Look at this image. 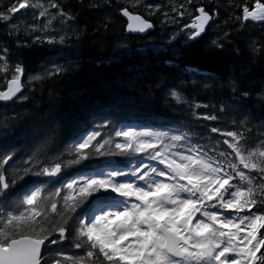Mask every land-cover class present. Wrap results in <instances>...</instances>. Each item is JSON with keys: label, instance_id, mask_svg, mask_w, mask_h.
<instances>
[{"label": "trees", "instance_id": "trees-1", "mask_svg": "<svg viewBox=\"0 0 264 264\" xmlns=\"http://www.w3.org/2000/svg\"><path fill=\"white\" fill-rule=\"evenodd\" d=\"M109 1L55 0L75 16L76 23L71 27L79 28L75 34L67 33L65 44L48 43L39 25L35 33L42 34H36L42 39L37 42L32 29L25 25H29L28 20L19 24L20 31L15 33L11 21L0 20V50L7 49V64H0V69L8 68L7 73L0 70V91L6 88L15 67L21 66L24 89L19 96L27 98L0 102V156H12L4 166L5 174L11 179L9 174L15 169L23 176L17 178L5 199L16 198L23 189L47 182L48 177L37 175L45 157L49 161L59 158L57 162L65 163L72 160L73 144L85 130L99 131L101 137L97 139L102 142L110 135L122 141L123 138H115L113 125L116 130L123 125L160 131L191 128L189 135L194 142L205 145L210 156L231 151L223 143L225 139L231 140L223 135L229 131L242 134V146L247 150L264 144V52L253 55L249 50L250 41L255 42L257 49L264 48V22L242 20L243 7H252L255 0ZM14 3L16 0H0V11ZM181 4L184 9H180ZM125 6L153 23L147 36L126 33V22L119 14ZM198 6L217 11L218 18L201 36L190 40L184 25L192 22ZM181 10L185 12L182 17L178 15ZM51 12L54 14L56 9ZM68 27L66 22L65 30H61V24L54 20L49 26L53 31L50 35L59 40ZM174 34L177 38L172 40ZM213 40H220L223 48L214 46ZM3 57L0 51V58ZM49 59L74 67L63 75L47 76L45 69L51 68ZM37 75L44 78L34 80ZM234 81L239 82L235 92ZM172 91H177L181 100L172 97ZM230 97H235L233 103L238 111L220 113L219 106ZM205 115H217V120L200 119ZM245 119L247 123L241 124ZM213 127L219 132L212 133ZM228 159L238 163L233 157ZM129 162L134 165L137 161L91 155L80 164L62 168L59 183L44 186L52 191L78 173L123 168ZM26 169L31 171L25 174ZM251 174L254 184L264 183L261 174ZM54 238L58 240V233L49 240ZM58 252H62V262L63 256H86V250L74 247L71 236L55 245L46 241L44 256L49 264H53ZM85 264H102V260H86Z\"/></svg>", "mask_w": 264, "mask_h": 264}, {"label": "snow or ice", "instance_id": "snow-or-ice-1", "mask_svg": "<svg viewBox=\"0 0 264 264\" xmlns=\"http://www.w3.org/2000/svg\"><path fill=\"white\" fill-rule=\"evenodd\" d=\"M30 8L38 9L39 17L47 20L39 30L45 32L50 44H65L68 32L79 31L78 27H71L76 23L75 16L55 0L46 3L16 0L6 11H0V20L8 22L20 10ZM51 9L56 12L53 14ZM180 9H184L183 4ZM120 11L127 17L129 32L147 33L153 28L149 19L127 6ZM196 11L199 14L191 24L184 25L190 40L204 33L206 25L213 20V14L204 6ZM178 15L182 17L185 12L181 10ZM54 20L61 24V30H65L66 22L69 24L59 40L47 33ZM242 20L264 22V3L255 0L254 7L245 5ZM35 28V23L29 26V30ZM11 30L20 31L19 25L13 24ZM224 35L227 37L228 33ZM176 38V34L171 37ZM41 39L36 36L37 42ZM212 44L223 48L220 40H213ZM249 50L253 55L264 52V48L257 49L252 41ZM0 51L4 53L0 64L6 65L7 49ZM48 63L51 68L45 69L47 76L63 75L74 67L71 63L60 65L54 59ZM0 70L8 72L6 66ZM23 73V67H15L7 89L0 91V101L27 99L17 96L23 87ZM238 83L233 82V92ZM171 96L181 100L177 91H172ZM234 99L230 97L222 102L219 112L227 115L238 111ZM200 119L216 121L217 115ZM240 123L246 124L247 119ZM113 130L115 138H123L122 141L110 135L101 142L97 139L101 137L99 131L85 130L73 144L72 160L65 163L57 162L59 158L49 161L45 157L37 175L49 180L23 189L13 199L5 197L17 184V178L23 176L13 169L9 179L4 166L12 156H0V264H49L44 256L46 241L55 245L58 240L66 242L68 236L76 249L86 250L84 257L63 256V262L71 264L97 259L102 264H264V183L254 184L251 174L257 172L264 180V144L247 150L242 146V134L229 131L223 135L231 140L225 139L223 143L231 151L210 156L204 150L206 146L194 142L189 135L191 128L160 131L128 126L126 130H116L113 125ZM210 131L217 133L219 129L213 127ZM39 155L36 153L37 158ZM91 155L128 157L137 162L91 174L78 173L52 191L44 186L59 183L62 168L80 164ZM141 155L143 158H138ZM30 171L26 169L25 174ZM54 177L55 181L51 179ZM54 233H58V240H49ZM61 255L58 252L53 264H63Z\"/></svg>", "mask_w": 264, "mask_h": 264}, {"label": "rangeland", "instance_id": "rangeland-1", "mask_svg": "<svg viewBox=\"0 0 264 264\" xmlns=\"http://www.w3.org/2000/svg\"><path fill=\"white\" fill-rule=\"evenodd\" d=\"M34 2V0H30V3ZM41 2H44L43 0H41ZM38 9H35V8H30L28 10H20V12L14 14L13 16V19H10L9 21L12 22V24H16V25H19V24H24L27 20L29 23L28 24H25L26 26H31L33 25V23H35V25H39L38 27H40L42 25V22L43 23H47V20L45 18H42V17H39L38 15ZM28 16V17H27ZM37 17H39V21H37ZM35 29H32L33 33H35ZM31 31V30H30ZM48 31H49V34H51L50 32H53L51 31V28H48ZM34 37L36 38V34H34ZM124 128L125 130L127 129V127H122ZM135 128V127H134ZM136 130H142V129H139V128H135Z\"/></svg>", "mask_w": 264, "mask_h": 264}, {"label": "bare ground", "instance_id": "bare-ground-1", "mask_svg": "<svg viewBox=\"0 0 264 264\" xmlns=\"http://www.w3.org/2000/svg\"><path fill=\"white\" fill-rule=\"evenodd\" d=\"M43 1H45V0H43ZM90 1H91V0H90ZM104 1H105V0H104ZM136 1H137V0H136ZM109 2H111V0H110ZM261 2H262V1H261ZM262 3H263V2H262ZM252 7H254V5H253ZM198 8H199V6H198ZM130 10H131V9H130ZM133 12H134V11H133ZM135 13H137V12H135ZM215 13H217V11L210 12V14H213V20L210 22V24H211L216 18H218V15H215ZM119 14H120V11H119ZM139 14H140V13H139ZM198 14H199V13L196 12V15H198ZM120 15H121V14H120ZM140 15H141V14H140ZM121 16H122V15H121ZM194 17H195V16H194ZM122 18H123V16H122ZM123 19H124V18H123ZM192 19H193V18H192ZM124 20H125V19H124ZM125 22H126V33H127V34H130V33L127 32V21L125 20ZM190 23H191V22H190ZM190 23H189V24H190ZM152 24H153V23H152ZM210 24L208 25V27L210 26ZM208 27H207V28H208ZM153 28H154V25H153ZM153 28H152V29H153ZM152 29H150L149 32H148L146 35H144V36H147V35L150 33V31H151ZM32 33H33V32H32ZM33 34H39V33L36 32V33H33ZM39 35H42V34H39ZM132 35H133V34H132ZM138 36H142V37H144L143 35H138ZM11 79H12V77L9 78L8 81L11 80ZM8 81H7V84H8ZM7 84H6V88H5L4 90L7 89ZM4 90H2V91H4ZM0 102H2V101H0Z\"/></svg>", "mask_w": 264, "mask_h": 264}, {"label": "water", "instance_id": "water-1", "mask_svg": "<svg viewBox=\"0 0 264 264\" xmlns=\"http://www.w3.org/2000/svg\"><path fill=\"white\" fill-rule=\"evenodd\" d=\"M130 10V9H129ZM130 11H132V10H130ZM135 13V12H134ZM120 14L122 15V12L120 11ZM135 14H139V13H135ZM140 15V14H139ZM123 16V15H122ZM123 18L127 21V23H128V20H127V17H124L123 16ZM211 22V21H210ZM210 22H209V24H210ZM251 22H254V23H259L260 21H251ZM208 24V25H209ZM208 25H206V28H205V30L207 29V27H208ZM150 30V29H149ZM149 30L147 31V33L149 32ZM127 32L128 33H130V34H133V35H146L147 33H138V32H129L128 30H127ZM203 33H201V35H202ZM200 35V36H201ZM198 38V37H197ZM196 38V39H197ZM23 76V75H22ZM21 82H22V77H21ZM23 89H24V87H22V90H21V93H22V91H23ZM21 93H18L17 94V96H19ZM15 99V98H14ZM2 102H4V101H2ZM8 102V101H7ZM59 175V174H58Z\"/></svg>", "mask_w": 264, "mask_h": 264}]
</instances>
